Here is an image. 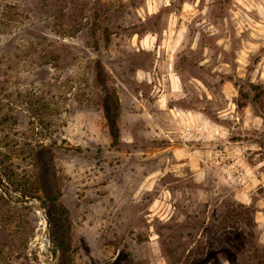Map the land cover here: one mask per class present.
Listing matches in <instances>:
<instances>
[{"label": "rangeland", "instance_id": "rangeland-1", "mask_svg": "<svg viewBox=\"0 0 264 264\" xmlns=\"http://www.w3.org/2000/svg\"><path fill=\"white\" fill-rule=\"evenodd\" d=\"M98 64L120 103L116 143ZM42 147L71 264H258L264 0H0V169L36 189ZM0 195V264H59L40 201ZM238 204L254 211L252 246L245 223L221 229Z\"/></svg>", "mask_w": 264, "mask_h": 264}, {"label": "trees", "instance_id": "trees-1", "mask_svg": "<svg viewBox=\"0 0 264 264\" xmlns=\"http://www.w3.org/2000/svg\"><path fill=\"white\" fill-rule=\"evenodd\" d=\"M96 80L98 85L103 89V92H105V97L103 99L105 117L113 141L116 143L119 141L120 134L118 127L120 103L116 91L109 87L105 71L101 64L96 66ZM34 159V164L38 169L36 189H22L13 176V170L9 167H2L0 169L7 182L5 186V184L0 181V188H2L5 193H10L14 190L27 197L36 198L40 201L41 207L46 211L48 220L51 224L50 231L53 245L60 252L59 264H71V221L68 210L61 202V193L58 185L57 172L55 171L53 154L49 148L42 147L35 153ZM0 200L2 202L7 201L10 204L12 203L11 197H4V195H0ZM236 207L232 205L227 211V215L223 216L220 222L221 229L226 230L228 226L226 224L232 223L233 220L231 219L233 218L235 220V223H232L234 228L245 223V225L250 228L247 235L248 239L245 244L252 246L255 241V234L253 233L255 224L253 218L254 211L252 208H248L243 204H238ZM248 252L249 251L245 249H241L238 255H246ZM255 259L258 260V264H263L262 261H264V256L260 258L257 256Z\"/></svg>", "mask_w": 264, "mask_h": 264}, {"label": "crops", "instance_id": "crops-1", "mask_svg": "<svg viewBox=\"0 0 264 264\" xmlns=\"http://www.w3.org/2000/svg\"><path fill=\"white\" fill-rule=\"evenodd\" d=\"M188 117V116H187Z\"/></svg>", "mask_w": 264, "mask_h": 264}]
</instances>
